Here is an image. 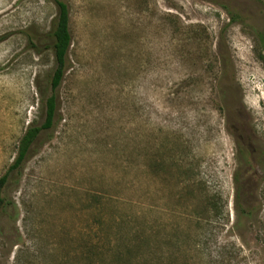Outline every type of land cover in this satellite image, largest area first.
Wrapping results in <instances>:
<instances>
[{"label":"rangeland","instance_id":"1","mask_svg":"<svg viewBox=\"0 0 264 264\" xmlns=\"http://www.w3.org/2000/svg\"><path fill=\"white\" fill-rule=\"evenodd\" d=\"M60 1L68 70L0 264H264V0ZM57 11L0 0V178L45 121Z\"/></svg>","mask_w":264,"mask_h":264},{"label":"trees","instance_id":"2","mask_svg":"<svg viewBox=\"0 0 264 264\" xmlns=\"http://www.w3.org/2000/svg\"><path fill=\"white\" fill-rule=\"evenodd\" d=\"M55 3L58 11L51 29L54 70L49 81V88L46 90V95L43 98L45 121L41 126L33 125L27 129L20 140L17 157L14 163L11 165L9 171L0 178V212L5 206L4 192L10 176L13 174L19 175L23 164L29 157L31 147L41 131L51 129L55 124L58 110V90L68 70L69 52L73 41L70 29V8L64 1L55 0ZM2 41L3 38H0V43ZM241 212L247 219H251L254 215L253 210L244 209L242 207ZM114 256H117V259L122 261V264L126 261L128 256V260L131 263L134 252L131 250L127 252L116 250Z\"/></svg>","mask_w":264,"mask_h":264}]
</instances>
